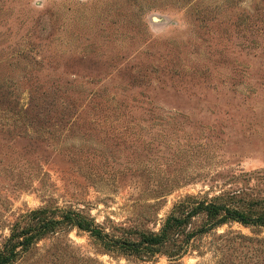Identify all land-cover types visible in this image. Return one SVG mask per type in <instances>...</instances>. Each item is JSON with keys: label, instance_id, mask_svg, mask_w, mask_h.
I'll list each match as a JSON object with an SVG mask.
<instances>
[{"label": "rangeland", "instance_id": "1", "mask_svg": "<svg viewBox=\"0 0 264 264\" xmlns=\"http://www.w3.org/2000/svg\"><path fill=\"white\" fill-rule=\"evenodd\" d=\"M212 203L264 215V0H0V264H264Z\"/></svg>", "mask_w": 264, "mask_h": 264}, {"label": "trees", "instance_id": "2", "mask_svg": "<svg viewBox=\"0 0 264 264\" xmlns=\"http://www.w3.org/2000/svg\"><path fill=\"white\" fill-rule=\"evenodd\" d=\"M206 210L212 214H218L222 212V217L218 222L223 223L226 220H236L244 224H254V225H263L264 224V215L251 216L247 215L244 212L231 209L227 207V204H215L212 203L206 206ZM33 219H36L34 226H29L26 230L23 231L25 235L24 245H30L34 239L39 238L45 233L54 231L55 229L62 228L63 225L74 224L82 228L90 229V224L85 220L75 218L72 213H62V219H58L52 215L47 214V209L41 208L32 212ZM173 233H176L173 231ZM169 235V236H168ZM170 238L169 234V224L166 223L162 228L160 233H152L142 235L141 240L135 242H125V246L136 251H146V252H156L159 247L165 244L167 239Z\"/></svg>", "mask_w": 264, "mask_h": 264}]
</instances>
